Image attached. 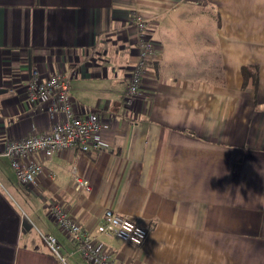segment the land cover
I'll list each match as a JSON object with an SVG mask.
<instances>
[{"label":"crops","instance_id":"1","mask_svg":"<svg viewBox=\"0 0 264 264\" xmlns=\"http://www.w3.org/2000/svg\"><path fill=\"white\" fill-rule=\"evenodd\" d=\"M133 9L159 50L124 104ZM33 71L70 72L105 142L53 153L28 186L0 154V264H91L54 202L116 264H264V0H0V144L51 128L25 96ZM105 208L145 228L140 246L95 230Z\"/></svg>","mask_w":264,"mask_h":264},{"label":"built area","instance_id":"2","mask_svg":"<svg viewBox=\"0 0 264 264\" xmlns=\"http://www.w3.org/2000/svg\"><path fill=\"white\" fill-rule=\"evenodd\" d=\"M128 23L139 41L137 57L130 66L127 87L122 96L124 104H129L137 94L145 63L159 50L152 39L143 35L147 22L141 11L133 9ZM71 76L70 72H54L48 78L42 79L33 71L24 81L27 101L39 103L41 110L55 117L50 129L14 139L7 137L0 144V154L8 158L16 180L25 186L34 185L35 176L40 172L43 161L50 159L59 150L74 148L87 153L102 150L105 140L96 112L88 110L87 113L78 114L73 111L69 96ZM73 179L78 181L79 178L74 176ZM81 185L85 190L89 189L85 181H81ZM47 210L58 228L70 238L78 255L91 264H116L110 251L99 246L95 242L96 237L91 236L83 225H79L62 205L58 202L49 203ZM95 230L104 235H113L129 245L140 246L147 236L143 226L109 208L104 209ZM42 238L52 251L59 252L55 246L56 238L47 233Z\"/></svg>","mask_w":264,"mask_h":264},{"label":"trees","instance_id":"3","mask_svg":"<svg viewBox=\"0 0 264 264\" xmlns=\"http://www.w3.org/2000/svg\"><path fill=\"white\" fill-rule=\"evenodd\" d=\"M252 67H253L252 65H248V66L242 65L241 66V68H242L241 73L243 75V79H244V77H247L248 74H251L252 73V71H253V68Z\"/></svg>","mask_w":264,"mask_h":264}]
</instances>
